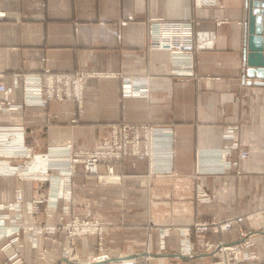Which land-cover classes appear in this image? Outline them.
<instances>
[{
	"label": "crops",
	"instance_id": "crops-1",
	"mask_svg": "<svg viewBox=\"0 0 264 264\" xmlns=\"http://www.w3.org/2000/svg\"><path fill=\"white\" fill-rule=\"evenodd\" d=\"M241 5L242 0H0L4 13L0 72L9 98L22 105L18 110L0 107V126L30 129L24 140L36 152L62 146L69 139L74 148H92L98 136L117 123L162 126L174 132L171 149L154 148L157 155L172 153L170 165L164 164L162 170H150L146 156L126 158L116 167L123 174L118 200H124L125 207L118 208L115 216L106 215L103 193L117 183L97 182L93 175L80 177L89 189L80 216H99L110 224L122 215L125 218L123 229L111 230L109 239L115 245L132 239L134 250L141 251L149 237L152 252L161 254L158 230L143 225L149 220L181 226L264 206V86L243 84L240 78L235 49ZM168 23L192 26L193 68L184 77L176 74L173 60L183 58L186 49L174 56L168 48L151 46V33L160 29L157 24ZM45 69L103 73L84 79L83 113L76 122L71 121L74 100L24 103V77ZM122 78L141 81L146 95H122ZM241 147L249 150V156L236 167H224L221 150L231 148L232 158ZM100 172H105L103 167ZM14 186L28 194L27 183L2 176L0 198H9ZM138 205L145 210L141 217L134 210ZM92 206H97L94 215H90ZM238 234L235 228L222 237L229 240ZM84 242L86 246L78 249L94 250L93 238ZM165 250L179 253V233L174 228L166 234ZM23 256L20 264L35 262L25 245ZM167 257L157 256L154 261L196 264L202 260L199 254ZM56 261L51 257L42 264Z\"/></svg>",
	"mask_w": 264,
	"mask_h": 264
},
{
	"label": "built area",
	"instance_id": "built-area-1",
	"mask_svg": "<svg viewBox=\"0 0 264 264\" xmlns=\"http://www.w3.org/2000/svg\"><path fill=\"white\" fill-rule=\"evenodd\" d=\"M4 13L0 11V19ZM160 29L151 33V46L168 48L174 56H181L182 49H186L184 59L173 60L177 75H189L193 68L190 50L195 48L192 26L189 23L157 24ZM199 46V44H198ZM184 60V61H182ZM89 75L101 76L103 73H90L77 71L73 73H56L45 69L41 74L26 75L24 103L46 102L50 99L59 101L74 100L76 107L73 110L74 123L83 113L84 79ZM3 72H0V107L10 110H18L21 104L14 103L9 98V90L3 83ZM184 79V78H181ZM121 94L124 96H145L146 90L138 79L122 78ZM56 118V116H52ZM166 129V130H165ZM31 130L20 127L17 130L0 126V176H15L25 181L27 174L37 178L40 183L50 181L49 193L45 200L57 208L59 199L66 198V209H69V188L73 187V177L79 174L96 175L101 182L119 183L123 174L116 171L121 167L126 158L146 156L150 170H160L159 167L171 163L172 153L169 155L155 154V147L166 145L171 149L174 132L171 128L151 126L137 123H117L109 126L107 133L97 138L92 148H74L72 141L67 140L62 146L48 148L46 152L37 153L32 145L24 140V135ZM169 134V135H168ZM172 151V150H171ZM220 160L223 166H238L240 159L249 156V150L238 148L237 154L230 158L231 148H225L220 152ZM133 165L135 162L133 161ZM103 167L105 172H100ZM167 168H163L165 170ZM162 170V168H161ZM239 172V170H238ZM162 174L166 172H153ZM152 173V174H153ZM63 181V183H62ZM67 187L68 192L62 193L61 185ZM1 200V198H0ZM6 200H14L20 205L26 200L21 189H16L12 197ZM43 200V197L40 198ZM8 220V222H5ZM65 227L59 223L52 224V232L63 228L66 232V246L54 264H138L140 257L144 262H150L157 258L152 256L150 238L144 242L141 251H136L130 245L126 249L107 245L104 239V231L107 223L100 218H81L73 216ZM158 230V247L160 253H166L165 237L167 232L174 228L179 233V254L189 258L199 254L202 260L196 264H264V248L261 254L258 252V243H264V206L256 210L241 214H232L223 218L209 217L202 220H193L185 225H156L151 221L149 227ZM20 223L11 222L9 216L0 218V250L8 255V258H17L12 245L4 250L5 244L1 242L9 236L17 238L20 232ZM235 228L239 232L233 239L225 240L222 235L232 232ZM90 234L97 238L94 251L86 254L79 250L75 244L77 239H82ZM150 233H148L149 235ZM208 234L219 236L213 240ZM15 243V242H14ZM2 245V246H1ZM86 246V245H83ZM257 246V249H256ZM243 252V256L236 261L230 260L232 252ZM151 252L150 255L131 256L133 253ZM143 255V256H142ZM52 252L44 251L38 254L40 260L52 257ZM117 257V258H116ZM20 259L15 262L5 261L1 264H20Z\"/></svg>",
	"mask_w": 264,
	"mask_h": 264
},
{
	"label": "rangeland",
	"instance_id": "rangeland-1",
	"mask_svg": "<svg viewBox=\"0 0 264 264\" xmlns=\"http://www.w3.org/2000/svg\"><path fill=\"white\" fill-rule=\"evenodd\" d=\"M81 116L82 115L78 117H81ZM46 150L43 152H46ZM43 152H37V153H43ZM27 175H28V178L25 179V181L20 180L19 177L9 176L11 178H15V179H18L19 181L27 183L28 194L27 195L24 194L23 189L21 187L14 186L12 188L10 197L13 196L14 191L16 189H21L26 200H23L20 205L15 204L14 200H6L8 198L0 200V218L4 217V215H7L10 217L11 222H16V223L21 224L19 236L17 238H14L12 236L6 237L1 242V244L2 245L5 244L3 245L5 246L4 250L7 249L8 246L12 245V247L15 249L14 251L15 252L17 251L16 255H17V258L20 259L21 263L24 262L23 249L25 245V247L29 248L31 257L33 258V261H35L32 264H42L43 262L49 260L51 257L47 258L46 260H40L38 257V254H41L44 251H49V252H52L53 254L52 257H55L57 259L61 255L63 248H65L66 246L65 230L63 228H60L59 231L55 233L52 232L53 223H59L61 226L65 227L66 224L70 221L69 219H71L75 215L81 218H92L93 220L95 218H100V217L99 216L83 217V216H80L79 214V211L80 213H82L80 209L84 207L83 205L87 201V194L89 191V189L88 190L85 189L82 184V182L85 180L80 178L81 176H86V174H79L73 177V182H74L73 187L69 188L70 199L73 198V200L72 199L70 200V204L68 206L69 209H66L67 203L65 201L66 198L68 199V196L63 195V197H66V198L64 200L59 199L57 208H55L51 204L50 200H45L47 194L49 193L50 181H45L43 183H40L39 180H37V178L32 177L35 175H31V174H27ZM93 176L96 177L97 182H101L99 181L96 175H93ZM77 178L78 179L80 178V180L78 181ZM90 182H94V181H90ZM115 185L116 186L107 188V190H105L106 193L105 192H104L105 194L103 193V196H105L106 198L105 200H103V204H104L103 206L106 208L105 211L108 212L106 213V215L111 213L113 216H115L116 214H118V208L123 211L125 207V201L118 200V182ZM60 187H61V191L63 194H65L64 192H68L67 187L64 186L63 184ZM92 192L96 194V196L100 195L98 192H95V190L94 191L92 190ZM41 197H43V200H40ZM134 207H135L134 209L135 212L138 213L140 217L143 216L144 214L143 212L145 211L143 209V206L138 205ZM96 209H97V206L95 207L92 206L90 210V215L96 214ZM256 209H251L249 211L256 210ZM249 211H245V212H249ZM245 212H240V213L237 212L235 214H241ZM100 219H102L103 221L107 223V227L105 228V231H104V239L107 245H110L113 247H120L124 250L126 249L127 244H130L132 246V239L123 240L122 243L118 245H115L110 240L111 238L109 239L111 235L110 233L113 231V229H117L119 231L126 226L127 223L123 215L121 216L120 220L112 221L111 222L112 224H110L106 219H103V218H100ZM151 221L152 220H149V222H146L143 225L145 226L147 224V226L149 227ZM5 222H8V220H6ZM163 227H171V225L163 226ZM87 238H93L94 245L96 247L97 238L93 234H90L89 236L82 238V239H77L75 244L77 246L86 245L87 243L84 241ZM257 246H258V249H257ZM257 246H256V249L261 254L262 253L261 249L264 248V243H261V245L260 243H258ZM83 248H86V247H83ZM85 253L88 254L87 251ZM242 256H243V252L241 251H238L237 253L232 252L229 254L230 260L232 259L233 261L239 260ZM167 258L168 259L166 260H175V259H172L170 256H168ZM16 259L14 258L9 259L8 255H6L5 252L0 250V264L5 262L6 260L15 262ZM138 260H139L138 264H161L158 262L156 263L154 260H151L150 262L146 263L140 257L138 258Z\"/></svg>",
	"mask_w": 264,
	"mask_h": 264
},
{
	"label": "water",
	"instance_id": "water-1",
	"mask_svg": "<svg viewBox=\"0 0 264 264\" xmlns=\"http://www.w3.org/2000/svg\"><path fill=\"white\" fill-rule=\"evenodd\" d=\"M240 13L239 43L235 49L240 78L243 84L264 86V0H242ZM162 255L189 258L179 253H152Z\"/></svg>",
	"mask_w": 264,
	"mask_h": 264
},
{
	"label": "bare ground",
	"instance_id": "bare-ground-1",
	"mask_svg": "<svg viewBox=\"0 0 264 264\" xmlns=\"http://www.w3.org/2000/svg\"><path fill=\"white\" fill-rule=\"evenodd\" d=\"M141 254H143L144 256H146V255H150L151 252H143V253H140V255H141ZM143 255H142V256H143ZM162 256H163V255H162ZM164 257H165V256H164Z\"/></svg>",
	"mask_w": 264,
	"mask_h": 264
}]
</instances>
